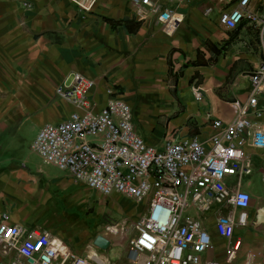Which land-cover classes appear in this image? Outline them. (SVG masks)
<instances>
[{
    "label": "crops",
    "instance_id": "1",
    "mask_svg": "<svg viewBox=\"0 0 264 264\" xmlns=\"http://www.w3.org/2000/svg\"><path fill=\"white\" fill-rule=\"evenodd\" d=\"M208 1L211 7L206 4L203 10L209 8L210 12L201 13L208 16L214 10L213 24L204 33L182 38L189 3L177 7L180 25L164 32L155 14L131 5L129 0H0V214H7L9 224L36 228L58 238L62 246L56 262L63 253L72 252L127 264L128 253L122 260L109 250L117 244L116 238L129 240L131 236L112 234L105 229L106 224L89 229L67 219L70 216H62L60 212H68L69 207L60 206V197L71 199L76 185L90 189L74 182L67 172L42 163L32 150L34 133L26 143L21 139L25 120L21 116L45 117L35 121L32 132L47 120H65L73 107L58 99L53 90L77 72L94 82L89 93L94 111L103 108L114 93L129 108L135 106L133 93L137 88L163 101L150 118H142L144 136L134 129L147 144L159 148L165 140L193 136L206 142L214 133L210 122L230 120L245 100L248 74L261 60L254 27L243 22L227 30L218 24L219 13L233 8L237 0ZM248 9L264 16L263 0H250ZM198 54L199 63L191 65ZM46 79L51 82L44 84ZM169 79H176L174 95ZM21 92L28 102H16ZM53 97L58 101L52 102ZM258 107L263 111L264 125V102ZM135 110L140 111L138 107ZM31 153L40 163L31 159ZM242 153L248 158L249 169L240 177V189L250 195V205L246 226L235 228L233 233L239 248L231 251L211 234L213 244L202 255V262L264 264V151L244 147ZM48 165L54 172L46 169ZM254 171L258 173L253 181L249 177ZM243 177H247L244 185ZM255 181L260 185L258 191L254 190ZM108 199L125 200L135 207L136 215L120 223L139 218L143 211L142 203L120 196ZM208 217L212 222L213 215ZM242 228L248 232L240 237ZM96 235L108 241L104 251L92 245ZM241 250L243 257L238 263Z\"/></svg>",
    "mask_w": 264,
    "mask_h": 264
},
{
    "label": "built area",
    "instance_id": "2",
    "mask_svg": "<svg viewBox=\"0 0 264 264\" xmlns=\"http://www.w3.org/2000/svg\"><path fill=\"white\" fill-rule=\"evenodd\" d=\"M129 1L148 8L169 32L181 23L178 5L194 0ZM249 3L237 0L219 13L218 24L227 30L243 22L254 27L261 60L248 74L245 100L230 120L210 122L214 133L206 142L193 136L153 147L134 132L130 108L116 93L94 111L89 101L92 79L73 72L54 87V95L73 110L61 122L43 124L32 150L42 163L67 172L105 199L120 196L142 203L139 218L105 227L112 234L131 236L127 264H214L202 262L213 244L211 234L231 251L239 248L233 233L246 226L250 205V195L240 189V177L249 169L242 149L264 151L263 111L258 107L264 102V16L249 10ZM209 12L203 10L204 15ZM194 98L200 100L198 94ZM61 246L58 238L9 224L7 214H0V264H115L72 252L56 262Z\"/></svg>",
    "mask_w": 264,
    "mask_h": 264
},
{
    "label": "rangeland",
    "instance_id": "3",
    "mask_svg": "<svg viewBox=\"0 0 264 264\" xmlns=\"http://www.w3.org/2000/svg\"><path fill=\"white\" fill-rule=\"evenodd\" d=\"M210 5L208 0H199V1H193L187 5V8L184 12V20H183V29L182 31V38H185L187 34H201L204 33V31L210 26V24H213V20L215 17V11L212 10V12L208 16H204L201 13V10H203V7ZM212 4H214V1H212ZM264 14V5H263V10L261 12ZM46 83L51 82V79H46L44 81ZM249 90V89H248ZM248 90L246 91V94L248 93ZM16 95L18 93H15ZM24 93L21 92V95L18 100H16L17 103L19 102H24V101H29L26 98H22V95ZM134 101L133 104L135 106L130 108V111L132 113V127L133 129L137 128V132L142 134V136L145 135L146 129L145 126L142 123V118H150L151 112L156 111L159 107L163 105V101L155 99L154 96L149 93L142 91L140 89H136L133 93ZM58 101L57 98L53 97L52 102ZM140 110L139 112L134 109ZM24 116V115H23ZM21 116V119H25L22 123V128L20 130L21 134V139L23 142H28L31 139V136L34 133V136L37 133V127H34V130L32 132L31 128L35 125V121H39L38 118H45L43 116H37L35 118V115H30V116ZM31 119V120H30ZM51 122L49 120L46 121ZM154 136V135H152ZM152 144V143H151ZM31 159H33L35 162L40 163V160L34 156V154L31 153ZM255 161L257 159H254L252 163L255 165L257 164ZM46 169H50L52 172L53 169L48 165L45 166ZM60 171V170H59ZM257 171H254L252 173V176L249 177L254 181L255 176L257 175ZM247 177H243L241 179V184L244 185L246 182ZM72 198L71 199H66L65 196H62L59 198L60 201V206H68V212H60L62 216H70L67 219L72 221H75L77 223H80L83 226H86L89 229H98L103 225H107L108 222H117L120 223L122 220L129 219L130 217H133L136 215V209L134 206H131L129 202L125 200H109L108 198V203L105 198L101 197L97 192L93 190H86L85 188L76 185L72 187ZM254 190L258 191L260 190V185L258 181H255V186ZM68 214V215H67ZM65 218V217H64ZM248 230L246 228H242L239 230L238 235L240 237L244 236ZM117 239V244L112 246L110 248V252H113V255H118L121 257L123 260L124 257H126L128 253V239L123 238H116ZM219 243L220 240H218ZM217 248L219 247L218 245L216 246ZM243 257V252L242 250L239 251L237 261L238 263L241 262V259Z\"/></svg>",
    "mask_w": 264,
    "mask_h": 264
},
{
    "label": "water",
    "instance_id": "4",
    "mask_svg": "<svg viewBox=\"0 0 264 264\" xmlns=\"http://www.w3.org/2000/svg\"><path fill=\"white\" fill-rule=\"evenodd\" d=\"M92 245L101 250V251H104L107 247H108V241L103 238L102 236L100 235H96L94 237V239L92 240Z\"/></svg>",
    "mask_w": 264,
    "mask_h": 264
},
{
    "label": "trees",
    "instance_id": "5",
    "mask_svg": "<svg viewBox=\"0 0 264 264\" xmlns=\"http://www.w3.org/2000/svg\"><path fill=\"white\" fill-rule=\"evenodd\" d=\"M105 22L110 23L108 20H105ZM198 59H199V54L197 55L196 60L191 63V65H197L199 63ZM167 74H168V76L171 75V70H170V67H169V59H168V70H167ZM173 78H174V76H173ZM169 81H170V86H171L170 92L172 93V95H174V90L172 89V87L175 86L176 79H169Z\"/></svg>",
    "mask_w": 264,
    "mask_h": 264
}]
</instances>
